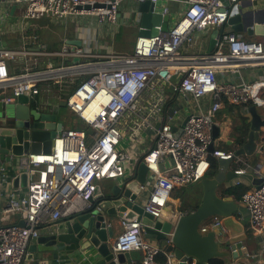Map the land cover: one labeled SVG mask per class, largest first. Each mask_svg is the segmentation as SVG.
Instances as JSON below:
<instances>
[{"label":"built area","instance_id":"obj_1","mask_svg":"<svg viewBox=\"0 0 264 264\" xmlns=\"http://www.w3.org/2000/svg\"><path fill=\"white\" fill-rule=\"evenodd\" d=\"M121 1L0 0V5H17L25 19H51L63 25L73 16L84 15L95 17L99 24L115 25ZM149 1L155 9L156 5L160 7L162 15L169 14L170 0ZM180 1L184 9L172 26L166 31L158 27L155 35L138 36L128 52L95 53L68 45L52 52L77 60L73 66L77 82L64 99L77 124L62 128L48 152L24 155L26 164L19 172L27 173V185L21 192H9L0 205V264H23L28 246L49 224L88 208L97 181H122L132 176L139 158L150 180L147 187H142L147 190L143 206L154 218L159 217L175 189L194 185L208 174L210 157L232 158V150H208L214 116L224 104L264 107V80L219 82L217 73L220 69L236 72L264 64V35L245 40L226 24L231 7L247 5L251 0H228L230 7L223 0ZM210 26L220 29L212 52L182 51L195 32ZM15 55L19 54L14 50H0V101L4 103L22 94L34 96L40 92L37 81L41 74L11 75L7 62ZM59 69L44 72L52 74ZM69 74L72 72L58 73L55 79L58 82ZM188 97L195 101L205 97L209 102L187 115L176 136L181 114L189 105ZM238 160L242 161L236 158L233 162L237 175L234 185L240 187L242 175L260 172L236 165ZM7 177L6 163H1L0 181H8ZM237 202L247 211L253 238L264 241V181L258 187L241 189ZM9 217L14 220L6 221ZM117 219L120 232L110 243L112 264H133L132 257L130 263L118 262L115 256L120 252L140 255L136 257L138 264H178L179 260L164 250L171 244V235L162 246L143 236V224L137 218ZM15 220H22L23 225ZM221 225V217L212 216L200 225V231L205 233ZM160 254L165 255L163 261L158 260ZM71 256V264L95 263L85 250ZM245 260L238 257L233 264H264V253L251 263Z\"/></svg>","mask_w":264,"mask_h":264},{"label":"water","instance_id":"obj_2","mask_svg":"<svg viewBox=\"0 0 264 264\" xmlns=\"http://www.w3.org/2000/svg\"><path fill=\"white\" fill-rule=\"evenodd\" d=\"M223 1L226 7H230L228 0ZM154 6L149 0L138 2L140 37L155 35L158 27L161 31L169 28V14L162 15ZM85 8L88 9L89 6ZM259 15H264V7H258V0H251L247 5L231 7L226 24L235 33L262 36L264 17L261 19ZM219 32L220 29L213 30L208 53L215 49ZM3 48L0 39V50ZM18 57L15 55L12 60ZM64 107L65 100L46 109L40 105V100L31 101L26 94L9 103L0 101V164L10 162L21 168L26 164L24 155L48 152L53 137L62 129V123L57 119L62 117ZM248 112V126L237 135L235 146L231 149L232 158L216 159L209 176L200 180L202 195L193 211L184 213L181 208L183 203L167 201L159 217L154 218L147 213L143 206L146 190L142 187L149 184L148 170L142 158H139L132 176L125 177L122 181L113 180L104 187L97 184L88 200V208L49 224L28 246L26 259L51 257L57 260L63 255L71 256L77 250L91 247L101 257L99 264H112L110 243L114 237L116 219L121 216L126 220H140L143 224V236L160 242L162 246L165 245L167 236L171 235L169 246L173 249L172 257L179 260L178 264H210L214 259L240 257L248 234L241 221V213L238 212L239 204L231 195L220 196L217 190L220 187L226 189L227 184L237 176L233 171L236 158L247 161L254 153H264V118L259 115L255 105H250ZM187 118L188 116L181 123L176 136ZM155 127L158 128V125ZM219 134L220 127L213 125L212 142L208 148L211 153L215 149L214 140ZM253 168L260 172L261 165L256 164ZM242 176L255 187L264 181L261 173H246ZM9 179L15 187H26L28 175L21 172ZM212 216L221 217L222 225L218 232L211 230L202 235L199 232L200 225ZM18 224L23 225V221ZM115 257L120 263L131 262L129 252L117 253Z\"/></svg>","mask_w":264,"mask_h":264},{"label":"crops","instance_id":"obj_3","mask_svg":"<svg viewBox=\"0 0 264 264\" xmlns=\"http://www.w3.org/2000/svg\"><path fill=\"white\" fill-rule=\"evenodd\" d=\"M167 4L169 7L170 27L182 14L184 4L180 0H170ZM137 5L138 1L136 0H122L119 7L118 22L115 25L108 23L99 24L97 23L95 17L84 15L73 16L63 25L57 24L51 19H25L20 16V11L17 5L13 3L0 5V39L4 47L3 49L14 50L19 54L17 55L19 56L17 59H11L7 62L11 75L14 76L22 73L41 74V79L38 80L37 83L40 92L34 96L30 95V100H40V105L46 109H51L53 106L62 103V101H64V99L73 90L77 82L76 79L78 76L75 74L77 71L73 68L76 63V59H74V57L55 56L52 55V52L59 50L64 45H68L71 48L77 46L85 47L87 50L95 53L100 51H129L138 37L140 14L137 11ZM258 7H264V0H258ZM155 10L159 11L160 7H157L156 5ZM263 17L264 15H259V18L262 19ZM214 29L215 27L210 26L203 31L195 32L192 37V42L189 45L185 44L182 46V51L189 54L207 53L210 45L211 34ZM238 35L244 39H257L259 37L241 33H238ZM246 36L248 38H245ZM119 39H123L124 41V43L120 46L117 45ZM129 41L131 46L128 44ZM68 66H72V69H68ZM50 67L52 69H59L60 67H63V69H59L60 72H57L56 70L52 74L44 72L51 69ZM65 72H72V74L64 76L57 82L55 79L57 74ZM51 76H53V78H51ZM217 76L219 82H252L255 80H264V64L239 68L236 72H233L230 69H220ZM4 84L9 85L10 83H3L2 85ZM8 89H10V87H8ZM188 99L189 105L184 108V111L181 114V123L189 113L195 112L198 108H205L209 102V100L205 97L199 101H195L190 97H188ZM249 106L250 105H245L240 107L238 105L224 104V106L216 113L214 121L215 125L220 127V134L214 140L215 149L228 151L235 146L237 135L242 129L248 126L246 121L248 120L247 116L249 115ZM256 109L259 115L264 118V107H256ZM57 121L62 123V128H71L77 124L76 119H74L73 115H71L67 109L66 112H62V117L58 118ZM215 160L216 158H214V162ZM245 160H238L235 164L238 166L247 165L252 169H254V165L260 164V173L264 177V153H254V155L247 158V161ZM5 163L9 178L12 177L13 179L21 173L19 172V165L10 162ZM205 176H209V174H206ZM236 179L237 176L227 184L226 189H222L220 187L218 189L219 191L217 190L218 194L220 196H224L226 194L231 195L235 201H237V197L241 189H251L255 187L251 181L244 177H242L241 186L237 187L234 185V181ZM112 181L113 180L111 179H104L97 181V184L104 187ZM192 186L193 185L175 189L171 193L169 201L178 204L183 203L184 205L194 204L197 206L200 202L202 189L199 183L194 185V187ZM23 189L24 187L19 185L17 187L13 186L11 179H8L6 182L0 181V205L3 204V201L9 192L18 193ZM238 212L241 213V221L244 223L245 231L248 234L247 240L243 242V255L240 257L246 259L245 261L247 263H251L254 261V257H258V255L262 252L264 253V241H257L248 230V214L246 209L239 205ZM13 220L14 217L8 218V221ZM114 227V237L111 242L120 232L118 219H116ZM212 230L218 232L219 228ZM199 232L202 235L207 233H202L200 231V227ZM164 250L172 256L173 249L171 246L166 245ZM80 251L81 250L75 251L74 255L79 254ZM85 251L89 252L94 257V264H99L101 257L93 248L90 247ZM139 256L140 255L138 254L131 253L133 264H138L136 257ZM72 257L73 256L63 255L58 261L53 260L51 257H46L45 259L34 257L31 260L26 259L23 264H56V262L60 264H71ZM222 260L224 261V264H233L235 259L229 257Z\"/></svg>","mask_w":264,"mask_h":264},{"label":"trees","instance_id":"obj_4","mask_svg":"<svg viewBox=\"0 0 264 264\" xmlns=\"http://www.w3.org/2000/svg\"><path fill=\"white\" fill-rule=\"evenodd\" d=\"M132 49V48H131ZM130 49V50H131ZM129 50V51H130ZM74 89V88H73ZM209 161H210V168H212V166H213V162H214V157H210V159H209ZM196 207V206H195ZM195 207H193V208H189V209H186L185 210V213H189V212H191V211H193L194 209H195ZM6 221H8V218L7 219H5ZM16 221V220H15ZM16 222H18V221H16ZM165 259V255L164 254H160L159 256H158V260H160V261H163ZM210 264H224V261L222 260V259H214V260H212L211 261V263Z\"/></svg>","mask_w":264,"mask_h":264},{"label":"rangeland","instance_id":"obj_5","mask_svg":"<svg viewBox=\"0 0 264 264\" xmlns=\"http://www.w3.org/2000/svg\"><path fill=\"white\" fill-rule=\"evenodd\" d=\"M245 38H248L247 36L245 37ZM245 40H251V39H245ZM124 43V41H123V39H119L118 40V42H117V45L118 46H120V45H122ZM129 45H130V41H129V43H128ZM125 45V44H124ZM131 46V45H130ZM134 46V45H133ZM133 46H131V48H133ZM128 52V51H127ZM62 112H66V108L64 107L63 109H62ZM146 148V146H142V149H145ZM202 179V178H201ZM200 179V180H201ZM199 180V181H200ZM199 181L197 182V183H199ZM197 183H195L194 185H196ZM109 184H110V182H109ZM194 185L192 186V187H194ZM196 205H194V204H192V205H184V204H182V206H181V208H182V211L183 212H185V210L186 209H189V208H193V207H195Z\"/></svg>","mask_w":264,"mask_h":264},{"label":"bare ground","instance_id":"obj_6","mask_svg":"<svg viewBox=\"0 0 264 264\" xmlns=\"http://www.w3.org/2000/svg\"><path fill=\"white\" fill-rule=\"evenodd\" d=\"M78 47V46H77ZM39 50V49H38ZM69 60V59H68ZM69 65V64H68ZM73 65V64H72ZM65 67V66H64ZM51 68V67H50ZM52 69V68H51ZM40 71V70H39ZM35 72V71H34ZM75 72V71H74ZM46 80V79H45ZM48 80V79H47ZM43 81V80H42ZM40 82V81H39ZM38 83V81H37ZM42 86V85H41ZM41 88V87H40ZM40 95V94H39ZM30 97V96H29ZM34 99V98H33ZM215 163V162H214ZM98 183V182H97ZM219 191V190H218ZM218 229V228H217ZM216 232V231H215ZM247 240V239H246Z\"/></svg>","mask_w":264,"mask_h":264}]
</instances>
